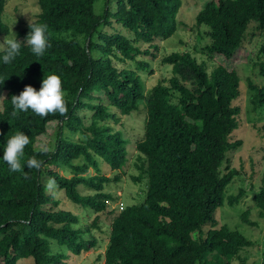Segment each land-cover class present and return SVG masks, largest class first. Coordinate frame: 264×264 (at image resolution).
I'll use <instances>...</instances> for the list:
<instances>
[{"label": "trees", "instance_id": "trees-1", "mask_svg": "<svg viewBox=\"0 0 264 264\" xmlns=\"http://www.w3.org/2000/svg\"><path fill=\"white\" fill-rule=\"evenodd\" d=\"M8 1L0 0L2 36L10 32L3 21ZM36 1L39 13L30 24H47L51 47L38 57L22 44L20 55L8 64L0 51V264H75L77 256L101 245L102 264L239 260L252 242L239 231L219 226L215 215L226 200L233 207L247 192L240 188L236 195L225 196L239 175L226 165L227 156L242 145L231 139L240 122L235 102L241 85L238 64L231 61L252 54L263 80L262 87L249 85L252 104L263 108L264 0L205 2L194 15L193 30L207 38L202 51L207 59L199 60L195 51L161 56L158 64L170 76L149 90L142 73H152L150 63L137 58L143 54L155 59L157 43L177 33L181 0H102L98 15V0ZM30 24L16 33L18 41L26 40ZM114 24L132 32L131 38ZM144 44L149 47L141 50ZM127 61L135 62V69L118 67ZM51 74L62 80L67 114L41 117L29 109L12 116L11 97L26 85L39 91ZM140 107L146 111L144 135L135 143L137 174L130 179L140 184L135 195L143 192L144 198L124 204L122 193L106 191L129 167L130 140L113 124L121 125ZM49 126H56L55 140L42 146ZM17 131L28 135L30 143L20 158L22 171L12 172L3 154ZM32 156L42 161L40 169L27 167ZM44 179L53 181L57 190ZM249 192L263 217L264 186ZM64 200L76 208L61 207ZM81 212L95 214L94 220L80 225ZM102 214L109 221L105 241L92 232L100 229ZM242 219L247 222V215ZM53 244L67 252H53ZM260 258L264 264V248Z\"/></svg>", "mask_w": 264, "mask_h": 264}, {"label": "rangeland", "instance_id": "rangeland-1", "mask_svg": "<svg viewBox=\"0 0 264 264\" xmlns=\"http://www.w3.org/2000/svg\"><path fill=\"white\" fill-rule=\"evenodd\" d=\"M208 0H181L182 4L177 14L178 30L171 38L160 41L157 43L159 53L155 59H152L150 55H140L138 60H146L150 63V71L143 72V81L146 90L151 89L159 79H167L170 76V72L162 70L158 62L161 56L168 55L172 52L179 51H195L197 58L206 60V54L203 53V46L206 45L207 38L202 33L201 37H197L193 30V19L195 13ZM36 0H9L5 13L3 14V21L9 26V34L6 36L0 35V43L3 42L4 37L11 38L24 26L32 23L36 19V15L39 13V7L36 4ZM103 1L98 0L94 5L95 14L98 15L102 12ZM113 27L118 30L120 34L131 38L132 32L114 24ZM118 28V29H117ZM108 31V30H107ZM250 35H248L249 39ZM199 38H203L199 42ZM252 43L251 40L247 41V44ZM149 47L148 44H144L140 47L141 50H145ZM249 49V48H248ZM2 48H0V51ZM153 52V50H150ZM201 52V53H200ZM205 54V55H204ZM251 56L249 52L246 53L245 59L240 61L235 58L231 62L238 64L235 68L240 78V96L235 102V105L240 108L239 114V126L232 133L231 139L233 141H241L242 145L234 152L228 154L226 165L229 168L237 169L239 175L234 178L232 183L226 190L225 196L236 195L240 188L247 190L246 195L240 200V202L233 207H230L226 203L216 211V219L218 225H226L231 230L239 231L247 240L252 242V246L243 250L240 253L239 260H234L233 264H260V257L262 249L264 248V216H259V209L256 208L253 201V195L249 192L250 188L254 190L264 186V162L262 156L264 155V107L255 109L252 104L253 92L249 89V85L252 84L256 87L263 86V80L258 75L257 67L252 64ZM126 65L123 63H117L118 67H130L135 69V62L127 61ZM231 63H226L229 65ZM241 64V65H240ZM146 118V111L143 107L140 110L133 112L130 116L123 118L121 125L113 124L115 130H122L127 139L130 140V144L127 145L129 166L125 168L126 176L123 177L119 182H111V185L107 192H114V194L122 193L120 201L124 204L140 203L144 198V193L138 192L140 184H134L130 175H136L137 170L133 164L136 161L135 143L142 139L144 135V121ZM54 125V124H53ZM47 137H42V146L46 144L51 145L55 140L56 126H49ZM40 142V141H39ZM45 149V148H44ZM102 169H106L109 172V167L101 165ZM94 170L90 169V174H94ZM114 174L111 175V178ZM44 182L53 188L51 190H57V187L50 184L48 180L44 179ZM84 191V190H83ZM87 192V191H85ZM63 197L62 191H58ZM83 194V193H82ZM86 194V193H84ZM88 194V193H87ZM90 194V193H89ZM64 198V197H63ZM118 200V199H117ZM61 207L75 209L76 206L69 201L64 200ZM247 215V222H244L242 217ZM80 225H89L95 218V214L91 213H80ZM89 217L88 222L85 219ZM100 229L93 230V235L99 240L105 241L109 221L105 215H100ZM253 223L254 225L248 224ZM103 233V234H101ZM104 245L98 247L95 250L89 252H83L81 256H77V262L75 264H102L99 254L104 252ZM53 252H64L65 248L53 244L51 246ZM240 259H243L242 261ZM72 261L74 263L75 261ZM19 264H28V260Z\"/></svg>", "mask_w": 264, "mask_h": 264}, {"label": "clouds", "instance_id": "clouds-1", "mask_svg": "<svg viewBox=\"0 0 264 264\" xmlns=\"http://www.w3.org/2000/svg\"><path fill=\"white\" fill-rule=\"evenodd\" d=\"M31 31L22 43L13 35L11 38L4 37L0 43V48L4 51L2 60L5 64L11 63L17 56L20 55L22 44L30 46L31 51L36 56H43L45 50L51 45L48 41L46 32L48 31L47 24H30ZM66 92L62 88V80L59 75L51 74L44 78L42 85L37 91L31 85H26L24 90L19 95L11 97L13 105L12 116H16L18 112H27L31 109L36 115L46 117L49 114L59 113L61 116L67 114V106L65 100ZM30 143L28 135L24 132L17 131L8 141L4 150L3 159L9 165L12 172L22 171L20 158L24 155L25 147ZM47 151V149H42ZM42 161L36 156H32L27 161L29 169H40ZM27 174H25V177ZM53 181H49L52 183Z\"/></svg>", "mask_w": 264, "mask_h": 264}]
</instances>
